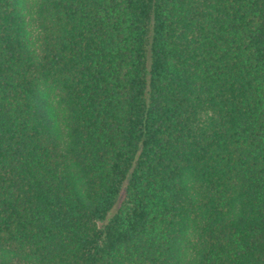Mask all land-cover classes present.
<instances>
[{
  "label": "trees",
  "instance_id": "obj_1",
  "mask_svg": "<svg viewBox=\"0 0 264 264\" xmlns=\"http://www.w3.org/2000/svg\"><path fill=\"white\" fill-rule=\"evenodd\" d=\"M0 264H264V0H0Z\"/></svg>",
  "mask_w": 264,
  "mask_h": 264
}]
</instances>
